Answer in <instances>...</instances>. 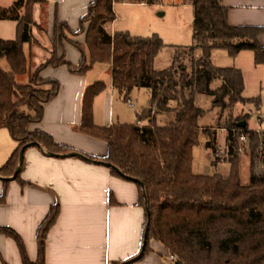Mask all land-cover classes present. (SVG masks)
Here are the masks:
<instances>
[{
    "label": "trees",
    "instance_id": "16d2710c",
    "mask_svg": "<svg viewBox=\"0 0 264 264\" xmlns=\"http://www.w3.org/2000/svg\"><path fill=\"white\" fill-rule=\"evenodd\" d=\"M46 1L15 0L9 7L0 6V20L18 21L15 39L0 38V128H8L18 142L11 158L0 168V174L14 173L21 148L32 141L54 153L71 149L58 144L50 134L31 129L34 123L42 121L45 105L60 89L57 80L42 78V70L66 65L73 74L84 75L96 63L110 64L112 85L124 100L129 101L135 88H145L150 92L148 104L137 112V123L98 125L94 121V102L107 85L96 81L84 93L79 130L108 144L106 156H90L92 159L110 162L124 174L144 182V188L140 185V202L145 204V189L150 226L143 257L152 251L151 241L157 240L172 255L171 264H264V172L255 170L260 134L249 129V113L244 126H238V120L226 126L225 158L231 164L230 175L209 176L193 171L194 147L202 132L200 119L206 113L198 104V96L212 97L213 107L221 109H233L239 103L260 104L259 97L243 96L242 70L216 66L212 52L226 49L235 57L243 50H251L255 65H264V46L259 41L264 25L230 24L223 0H184L194 5V43L167 45L156 33L135 36L128 31H115L112 34L107 25L116 19L113 11L116 0H94L87 15L80 19L77 31L66 23L60 25L61 41L68 40L65 31L74 35L85 33L84 43L69 40L82 53L80 63L74 65L54 50L51 58L31 73L25 45L39 44L33 35V7ZM167 46L176 48L173 63L157 69L156 57ZM181 51L188 53V63L183 62ZM3 59L10 65L8 70L1 64ZM25 74L28 82L20 84L18 77ZM44 84H50L51 89L43 88ZM161 114L168 117L164 123L159 119ZM243 132H249L248 142L253 143L248 184L241 182L239 167V137ZM212 148L217 161L220 160L217 149ZM17 179L20 180L19 175ZM6 191L5 188L0 201H4ZM58 214L59 207L52 206L40 227L36 262L29 259L22 239L12 228L0 227V232L18 242L24 264H44L46 236ZM147 222L146 213L145 228Z\"/></svg>",
    "mask_w": 264,
    "mask_h": 264
},
{
    "label": "crops",
    "instance_id": "0c3cea01",
    "mask_svg": "<svg viewBox=\"0 0 264 264\" xmlns=\"http://www.w3.org/2000/svg\"><path fill=\"white\" fill-rule=\"evenodd\" d=\"M14 1L0 0V6L9 7ZM93 1L47 0L45 3H35L33 35L39 44L32 47L25 45L33 72L51 58L55 44L60 55L64 54L67 61L74 65L80 63L81 51L73 43L59 40L58 33L63 23L75 31L79 20L87 15L89 5ZM160 1L116 0V19L108 24V31L112 34L115 31H128L135 36L156 33L164 41V35L158 29L144 35L132 33L130 27L119 25L122 16L128 14L127 7L137 4L154 6ZM223 3L228 7L230 24L264 25V0H223ZM168 4L175 7L173 11L177 14L190 9L194 20V5L184 0ZM23 12L22 9L20 13ZM159 14L163 16L166 13ZM17 26V20H0V38L15 39ZM179 33L181 34L176 28L165 32L169 35ZM72 38L84 43L86 35L81 33ZM259 41L264 46V34L259 37ZM193 43L194 39L188 45ZM247 51L249 50H243L236 55L237 65L228 66L242 70L245 85L247 82L244 64L251 67L252 63L256 71L261 69L264 73V65H255L254 53L248 54ZM6 63L10 68L9 63ZM102 67L98 74L107 71L108 81L97 79L98 77L89 79L85 74H73L66 65L44 68L41 72L42 78L57 80L60 89L57 96L45 105L42 121L34 123L31 129L50 134L58 144L71 148L69 151L75 150L94 157L106 156L108 144L105 140L79 130L83 97L87 87L96 81H104L107 85L94 102L96 124L111 126L138 121L137 113L135 120L128 122L124 119L129 117L126 112L120 111L116 114V104H125L126 101L112 85V66L107 64ZM25 75L28 78V74ZM260 81L263 84V81ZM148 95L150 96V92ZM127 102L133 105L131 98ZM98 104L102 105L100 114H97ZM159 119L164 123L168 117L161 114ZM17 147L18 142L13 139L9 129L0 128V168L8 162ZM18 175L21 181L17 177L13 180L0 178V199L4 189L7 190L4 201H0V227H10L20 236L32 262L39 258L40 227L54 205L59 207V214L46 236L44 264H118L140 252L147 212L146 203L140 202L139 183L115 175L110 167L79 157L48 156L38 147L26 149ZM151 248L152 251L145 257L130 264H171L173 257L161 242L152 240ZM0 264H24L18 242L3 232H0Z\"/></svg>",
    "mask_w": 264,
    "mask_h": 264
},
{
    "label": "rangeland",
    "instance_id": "374dc122",
    "mask_svg": "<svg viewBox=\"0 0 264 264\" xmlns=\"http://www.w3.org/2000/svg\"><path fill=\"white\" fill-rule=\"evenodd\" d=\"M148 2V0H144ZM177 2V0H161L154 6H141L133 5L127 7V16H122L119 25H124L125 27H130L132 33L138 34H148L154 31L153 29H158L162 31L164 35V41L167 43L183 44L188 45L193 41V19L192 13L189 10H184L177 14L174 12L172 5L168 3ZM119 10V7H118ZM165 12L166 14L161 16L159 13ZM108 26V25H107ZM70 27V26H69ZM80 28V20L78 22L77 31ZM176 28L181 32L178 35L165 34L166 31ZM71 29V28H70ZM61 31V30H60ZM85 34V33H84ZM60 32L58 33V39L60 40ZM65 38L72 41H76L72 37L75 36L68 31L64 33ZM70 42V41H69ZM78 42V41H77ZM57 43V42H56ZM55 50L59 55V51L56 49L57 45L54 46ZM248 54H253L251 50L247 51ZM176 53L175 47L167 46L162 49L155 60V67L157 69H163L169 67L173 63L174 55ZM181 58L183 62L188 63V53L181 51ZM198 53V52H197ZM236 56H232L226 49H215L212 52V61L216 66L228 67L237 65ZM1 64L4 69H9L6 61L2 60ZM101 64V67H100ZM103 65L107 63H96L93 68L88 71L85 75L91 79L98 77L104 81L109 80V73L102 72L98 74V70L103 68ZM246 82V89L244 91V96L247 97H259L260 104L255 102L251 103H239L233 109H221L218 107H213V99L210 96L199 95L198 104L206 111L205 115L200 119V125H202V132L199 136V143L194 147V160H193V171L195 174L209 175L213 176L216 174L228 177L231 172V164L226 156V137L228 130L226 126L228 123L235 120L246 121V116L249 113L248 125L252 128L260 127L262 129L255 130L260 134L259 138V151L258 160L255 163V170L258 173L264 172V121L259 122L258 117L261 114L264 116V73L259 69L256 71L254 65L251 63L247 66L244 64ZM36 71V70H35ZM34 71V72H35ZM31 73L33 71L31 70ZM263 84H261V81ZM18 82L24 84L28 82L27 75L18 77ZM45 89H51L50 84H44L42 86ZM118 92V91H117ZM148 89L145 88H135L131 93V101L133 105H129L128 102L116 104V114L117 112H126L129 117L124 118L127 122L134 121L135 115L144 106L148 104L149 95ZM124 101V100H123ZM102 110V105H97V114H100ZM145 124V123H143ZM249 127V128H250ZM224 131H222V129ZM210 134H207L205 132ZM217 149V155L220 156V160L216 159V155L213 152L212 146ZM253 143L248 142L243 151L239 153V167L241 182L243 184H248L251 178V155Z\"/></svg>",
    "mask_w": 264,
    "mask_h": 264
},
{
    "label": "water",
    "instance_id": "95a60500",
    "mask_svg": "<svg viewBox=\"0 0 264 264\" xmlns=\"http://www.w3.org/2000/svg\"><path fill=\"white\" fill-rule=\"evenodd\" d=\"M245 124H246L245 120L238 122V126H240V127L244 126ZM29 147H38L46 155L52 156V157H79V158H81L83 160H86V161H90V162H93V163H96V164H100V165H104V166L110 167V168L114 169L117 173H119L121 176H123V177H125V178H127L129 180H132L134 182L139 183L144 188V182L143 181H141L140 179H138L136 177H132V176L124 174V172L119 167L111 164L110 162H107V161H104V160L92 159L90 156H88V155H86V154H84L82 152L75 151V150H71V151H67V152H61V153H54V152L48 150L44 145H42L41 143H39L37 141H32V142L27 143L26 145H24L21 148L20 152H19L18 164H17V167H16L14 173L11 176L0 175V178H2L4 180H13V179H15L18 176V174L20 173L23 161H24L25 151ZM144 197H145V203H146V212H147V216H148V222L146 224V228H145V232H144V240H143L142 248H141L140 252L136 256H134V257H132V258H130L128 260L122 261V262H120L118 264H130V263H133V262H135L137 260H140L143 257L144 253H145V248H146L148 235H149V226H150L149 199H148V196H147V193H146L145 189H144Z\"/></svg>",
    "mask_w": 264,
    "mask_h": 264
},
{
    "label": "built area",
    "instance_id": "2783aa9c",
    "mask_svg": "<svg viewBox=\"0 0 264 264\" xmlns=\"http://www.w3.org/2000/svg\"><path fill=\"white\" fill-rule=\"evenodd\" d=\"M114 4H115V1L113 2V11H114ZM115 12V11H114ZM258 120L259 122H262L264 121V116H262L261 114L259 115L258 117ZM248 138H249V132H243L239 139H240V142H241V147H240V151H243L244 150V147L245 145L248 143Z\"/></svg>",
    "mask_w": 264,
    "mask_h": 264
}]
</instances>
